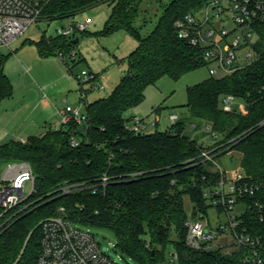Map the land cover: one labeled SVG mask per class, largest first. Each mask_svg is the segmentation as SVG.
Instances as JSON below:
<instances>
[{
  "label": "trees",
  "instance_id": "trees-1",
  "mask_svg": "<svg viewBox=\"0 0 264 264\" xmlns=\"http://www.w3.org/2000/svg\"><path fill=\"white\" fill-rule=\"evenodd\" d=\"M210 0H172L153 30L143 36L133 25L143 0H41V18L49 21L74 17L100 4H113L101 36L123 31L138 43L117 63L127 65L126 75L106 98L87 103V119L70 121L43 136L26 142L13 140L0 145L2 168L26 162L36 181L34 192L0 218V264H38L41 222L65 207L67 218L90 229L111 231L118 250L138 264H169L165 251L174 249V264H243L245 249L233 254L222 250L196 251L186 244L188 216L183 197L195 208L208 212L205 190L218 184L214 164L204 161V150L213 154L237 151L241 166L254 181L264 177V23L255 27L254 49L258 59L249 67L222 79L209 76L187 89L190 126L178 121L165 132L135 133L127 125L129 113L145 100L146 89L168 77L179 81L206 67L203 52L178 37L176 22L203 9ZM87 31L82 32L86 35ZM80 37L42 35L35 43L41 58L63 56L69 65ZM0 64V99L13 93ZM209 75V74H208ZM227 96L242 100L246 113L226 112ZM194 126V127H193ZM209 127L216 134L212 145L200 144L188 134ZM79 146L71 145V138ZM217 145L221 148L215 149ZM224 152V153H223ZM104 176L107 186L93 193ZM78 185L63 195L61 189ZM242 223L253 236H264V223L256 203L264 202V188L246 197Z\"/></svg>",
  "mask_w": 264,
  "mask_h": 264
},
{
  "label": "built area",
  "instance_id": "built-area-1",
  "mask_svg": "<svg viewBox=\"0 0 264 264\" xmlns=\"http://www.w3.org/2000/svg\"><path fill=\"white\" fill-rule=\"evenodd\" d=\"M41 11V0H0V50L10 48L29 27L37 25ZM260 23H264V0H210L200 11L189 13L178 20L176 29L180 39L202 50L209 76L222 79L257 61L258 54L254 49L255 27ZM89 24L91 20L77 23L59 30L58 35L75 37L86 31ZM241 49L243 53L240 54ZM71 57L75 60L76 53L73 52ZM59 58L63 61L61 54ZM94 77L91 73L83 72L79 84L91 83ZM92 89L103 90V86L94 85ZM81 91V97L85 100L86 91ZM237 100L240 99L227 96L223 100L222 109L245 114V103L237 104ZM62 115V121L55 124L54 129L72 120L82 124L87 119L78 108L72 106H66ZM177 122V116L170 117L171 126ZM158 123L159 118L156 117L153 123L155 128ZM126 128L141 134L147 133L148 125L144 119L135 115ZM205 130L211 132L209 127ZM212 137L215 139L217 135L213 133ZM70 142L74 148L80 143L75 136ZM212 152L204 150L201 157L214 164L220 180L217 185L205 190L208 212L204 213L196 207L186 221V244L196 251L222 250L227 254L245 249L243 264H264V236L251 235L241 219L247 211L244 198L254 197L264 188V177L254 181L242 166L227 171L217 162L219 154ZM5 168L0 180V218L22 202L26 183L32 185L34 192L36 181L28 164L10 163ZM6 182L9 184L6 185ZM108 182L109 177L104 176L98 187L93 186V193L107 186ZM78 187L67 185L61 192L65 195ZM211 209L217 214L214 223L209 219ZM256 210L260 222L264 223V202L256 203ZM66 215V208L60 207L56 216L41 222L42 240L38 264H119L101 250L92 229L73 223ZM220 215L225 216L224 222L219 220ZM177 259V253H172L169 264H174Z\"/></svg>",
  "mask_w": 264,
  "mask_h": 264
},
{
  "label": "rangeland",
  "instance_id": "rangeland-1",
  "mask_svg": "<svg viewBox=\"0 0 264 264\" xmlns=\"http://www.w3.org/2000/svg\"><path fill=\"white\" fill-rule=\"evenodd\" d=\"M171 2L172 0H143L133 25L143 36H147ZM113 6L110 3L100 4L69 18L51 21L41 18L37 25L29 27L25 34L11 44L10 48L0 50V64L3 56L5 58L3 72L13 87L11 96L0 99V145L13 139L19 140L21 135H24V138L33 135L30 131L27 134L23 133L35 119L40 121L42 116H46L45 120L49 119L44 124L45 133L53 130L55 122L58 121L54 117H57V112L66 106L78 108L80 113L87 117V103L108 97L120 84L126 75L127 65L119 64L117 60L131 54L138 43L123 31L108 36L99 35L109 20ZM89 20L91 24L87 27L86 35L78 33L80 39L76 46L77 59L69 61V65L63 64L58 57L40 58L35 43H30L40 40L44 34L57 37L59 30ZM241 53L243 49L240 50ZM55 62L62 64L63 70ZM83 72L91 73L95 79L88 84H79ZM208 77L206 67L185 75L179 81L164 77L146 89L145 100L132 110L129 116L136 115L144 119L148 125L147 133L165 132L168 127H171L170 115H177L179 121L190 126L191 119L187 108L184 107L187 103V89L202 83ZM100 84L103 90L92 89L94 85ZM81 89L87 90L88 98L85 100L81 97ZM237 101V104L243 103L241 100ZM156 114L159 116V124L155 128L153 123H155ZM187 132L195 135L200 144L209 146L216 142L210 131L193 132L188 128ZM41 133L35 132L33 137ZM219 147L221 148V145H217L215 149ZM227 151L228 153L217 157V162L227 171L240 168L241 154L237 151ZM5 169V167L2 168L1 178ZM31 193L32 185L26 183L21 200L27 199ZM183 202L185 213L189 218L195 206L188 195L183 197ZM216 215L215 210L209 211V219L212 223L215 222ZM219 220L224 222L225 216L220 215ZM92 230L101 250L111 259L119 264H138L118 250L116 238L111 231ZM174 252V249L168 247L165 255L170 259V255ZM223 253L227 254L224 251Z\"/></svg>",
  "mask_w": 264,
  "mask_h": 264
},
{
  "label": "crops",
  "instance_id": "crops-1",
  "mask_svg": "<svg viewBox=\"0 0 264 264\" xmlns=\"http://www.w3.org/2000/svg\"><path fill=\"white\" fill-rule=\"evenodd\" d=\"M39 55V54H38ZM40 57V56H39ZM41 58V57H40ZM59 58V57H58ZM60 59V58H59ZM61 60V59H60ZM54 61H57V60H54ZM61 62L63 63V64H65L62 60H61ZM56 63V65H58L59 66V68L61 69V70H63V66H62V64H60V63H58V62H55ZM66 65V64H65ZM85 91H87V90H85ZM88 98V97H87ZM65 109V108H64ZM64 109H61V110H59L58 112H57V117H54V118H56L55 120H58V121H56L55 122V124H58V123H60L61 121H62V119H63V115H62V112H63V110ZM159 113V112H158ZM171 116H177V115H170V117ZM43 118H40V121L39 120H34V123L33 124H31L27 129H25V131H24V133L23 134H27V132H31V134H33V135H30L31 137H33L34 136V134H35V132H42L39 136H43L44 134H45V125L44 124H46V121H49V119H46L45 120V118H46V116L44 117V116H42ZM59 117L61 118V119H59ZM156 117H159L157 114H156ZM178 117V116H177ZM179 118V117H178ZM169 120H170V118H169ZM179 121V120H178ZM159 124V123H158ZM157 127H158V125H157ZM169 128V127H168ZM167 128V129H168ZM30 136L28 137V138H24V135H21V137H20V141H27L29 138H30ZM13 140H18V139H13ZM13 140H10V141H13ZM9 141V142H10ZM8 142V143H9ZM6 144V143H5ZM4 145V144H3ZM241 154V153H240ZM241 161H242V155H241Z\"/></svg>",
  "mask_w": 264,
  "mask_h": 264
},
{
  "label": "water",
  "instance_id": "water-1",
  "mask_svg": "<svg viewBox=\"0 0 264 264\" xmlns=\"http://www.w3.org/2000/svg\"><path fill=\"white\" fill-rule=\"evenodd\" d=\"M79 40L77 39L76 42H78Z\"/></svg>",
  "mask_w": 264,
  "mask_h": 264
}]
</instances>
